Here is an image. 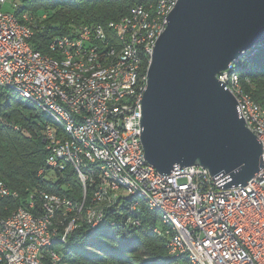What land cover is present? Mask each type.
<instances>
[{"label":"built area","instance_id":"built-area-1","mask_svg":"<svg viewBox=\"0 0 264 264\" xmlns=\"http://www.w3.org/2000/svg\"><path fill=\"white\" fill-rule=\"evenodd\" d=\"M176 1L140 2L105 25L79 24L52 37L42 52L30 42L34 17L27 10L15 13L22 0H0V85L50 117L38 175L53 180L70 165L83 189L81 202L40 189L27 205L5 204L0 264H67L59 246L80 222L91 230L99 226L109 207L127 213L126 225L132 226L144 211H155L152 231L169 254L184 255L190 264H264V109L234 70L239 59L216 77L261 143L262 167L254 178L224 188L225 176L205 167L176 166L160 174L144 157L140 119L147 68ZM7 2L11 10L3 9ZM18 197L0 180V199Z\"/></svg>","mask_w":264,"mask_h":264},{"label":"water","instance_id":"water-1","mask_svg":"<svg viewBox=\"0 0 264 264\" xmlns=\"http://www.w3.org/2000/svg\"><path fill=\"white\" fill-rule=\"evenodd\" d=\"M264 42V0H177L157 37L141 99L140 141L160 174L199 165L245 185L262 146L216 77Z\"/></svg>","mask_w":264,"mask_h":264},{"label":"trees","instance_id":"trees-1","mask_svg":"<svg viewBox=\"0 0 264 264\" xmlns=\"http://www.w3.org/2000/svg\"><path fill=\"white\" fill-rule=\"evenodd\" d=\"M153 0H22L15 13L27 10L35 19L31 44L46 52L52 37L70 34L79 24H107L126 14L140 2ZM44 15V17H42ZM146 70V67H145ZM234 70L244 89L264 109V42L242 55ZM50 117L15 90L0 85V180L18 191V199H0V212L23 203L27 205L38 190L64 194L82 201L83 189L76 171L67 165L53 180L38 175L45 165V126ZM89 189L86 195L89 196ZM90 197H85L84 205ZM104 221L95 229L86 222L72 230L60 247L67 264H190L184 255L167 252L164 239L152 231L158 214L144 211L141 223L126 225L125 214L106 210ZM112 221L114 223L112 224Z\"/></svg>","mask_w":264,"mask_h":264},{"label":"rangeland","instance_id":"rangeland-1","mask_svg":"<svg viewBox=\"0 0 264 264\" xmlns=\"http://www.w3.org/2000/svg\"><path fill=\"white\" fill-rule=\"evenodd\" d=\"M19 2V1H18ZM12 8V7H11ZM4 10H11L10 9V3L9 2H7L5 5H4V8H3ZM158 223H159V221H158ZM158 226L160 227V225L158 224Z\"/></svg>","mask_w":264,"mask_h":264}]
</instances>
